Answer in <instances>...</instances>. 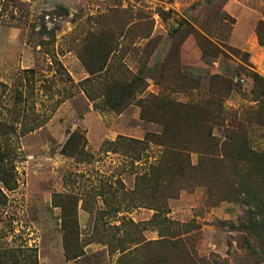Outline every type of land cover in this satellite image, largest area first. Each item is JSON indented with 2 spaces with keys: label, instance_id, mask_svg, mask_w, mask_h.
Segmentation results:
<instances>
[{
  "label": "rangeland",
  "instance_id": "obj_1",
  "mask_svg": "<svg viewBox=\"0 0 264 264\" xmlns=\"http://www.w3.org/2000/svg\"><path fill=\"white\" fill-rule=\"evenodd\" d=\"M97 40L113 44L114 64L141 74L143 96L157 95L150 102L165 114L171 102L219 101L224 110L221 124L211 125L214 153L188 152L183 188L165 201L169 224L129 201L141 182L136 175L148 171L159 148L150 145L138 161L100 151L104 141L142 140L162 126L139 119L134 102L121 112L107 108L96 83L78 86L88 77L83 61L97 51ZM260 43L264 0H0V107L12 106L15 91L31 87L26 107L48 116L18 138V183L0 206V249L35 248L37 264H189L183 249L195 264H264L257 227L264 221V169L228 154L233 130L243 133L248 150L264 149ZM26 69L33 71L28 84ZM111 196L123 200L117 212ZM128 220L145 241L165 235L174 242L142 245L117 261L109 246L132 233ZM156 257L164 261L150 260Z\"/></svg>",
  "mask_w": 264,
  "mask_h": 264
},
{
  "label": "trees",
  "instance_id": "obj_2",
  "mask_svg": "<svg viewBox=\"0 0 264 264\" xmlns=\"http://www.w3.org/2000/svg\"><path fill=\"white\" fill-rule=\"evenodd\" d=\"M260 44L264 45V43ZM112 45L111 42L97 40V51L91 49L88 63L83 61L88 77L80 81L78 86L96 83L97 99L102 98L107 108L114 112H121L134 102L139 107V119L162 126L160 134H146L142 140L118 136L113 142L104 141L100 146V151L113 154L120 152L123 157L129 158L131 161H138L139 153L147 150L150 145L159 148L158 158L154 163L148 165V171L136 175V178L141 182L129 191L133 197L129 199L131 203L128 202L127 205L130 206V203L132 207H145L153 210V219L160 217L163 223L169 224L163 217L168 212L165 201L183 188L180 184L191 170L188 152L199 148L208 152V155L214 153L216 142L211 134V125L221 124L224 110L219 101L216 104L206 103L204 105H185L171 102L173 108H171L169 115L165 114L163 106L150 102L152 100L157 101L159 98L157 95L143 96L146 85L141 74H133L123 63L114 64L112 55L116 49ZM243 56L245 57L246 54L244 53ZM22 74L24 82L28 84L33 71L31 69L22 70ZM4 88L5 85L0 83V91ZM230 88L227 86L226 89L229 91ZM80 91L88 101L93 102L95 100L88 89L83 88ZM31 93V87H25L24 91L16 90L12 106L1 105L0 107L6 112L5 118L0 117V206L2 207L7 202L6 193H11L17 188L15 163L20 157L18 138L39 128L48 118V116L40 117L32 112L29 107H26L27 100L32 97ZM71 95L72 93H69L64 98ZM260 95H264V91H261ZM232 133L234 136L231 137V151L228 153L232 160L236 162L251 160L254 165L256 164L257 171L264 169L262 167L264 166V149L260 153L252 152L247 149L246 142L241 136L243 133L238 130H233ZM74 135V133L69 135L65 147L74 139ZM80 138L84 140L81 135ZM84 143L83 141L80 150L85 146ZM224 145L225 143L222 142L219 147L220 151ZM64 151L63 147L61 154H64ZM247 176L246 174L245 177ZM157 190H160L159 195H156ZM112 202L116 206L112 210L117 212L123 200L113 198L111 199ZM103 203L108 204L106 201ZM259 222L260 225L257 227L264 234V221ZM126 224L132 229L130 235L116 239L111 246L105 242L102 243L109 246V253L113 251L119 253L120 256L117 261L142 245L174 242L175 236L165 235H159V239L156 241H145L139 233L137 234L138 225L129 220ZM183 255L185 261L189 264H195L187 250L183 249ZM77 256L75 255V257ZM156 258L150 260L154 262L164 261L161 257ZM0 264H37L36 249L3 247L0 249Z\"/></svg>",
  "mask_w": 264,
  "mask_h": 264
},
{
  "label": "crops",
  "instance_id": "obj_3",
  "mask_svg": "<svg viewBox=\"0 0 264 264\" xmlns=\"http://www.w3.org/2000/svg\"><path fill=\"white\" fill-rule=\"evenodd\" d=\"M86 250V249H85ZM74 260H71V262H73Z\"/></svg>",
  "mask_w": 264,
  "mask_h": 264
}]
</instances>
